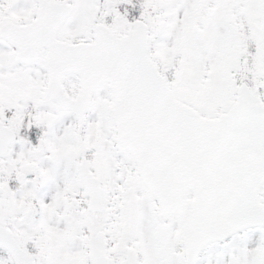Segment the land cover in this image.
Returning <instances> with one entry per match:
<instances>
[{
  "label": "snow or ice",
  "instance_id": "obj_1",
  "mask_svg": "<svg viewBox=\"0 0 264 264\" xmlns=\"http://www.w3.org/2000/svg\"><path fill=\"white\" fill-rule=\"evenodd\" d=\"M0 264H264V0H0Z\"/></svg>",
  "mask_w": 264,
  "mask_h": 264
}]
</instances>
